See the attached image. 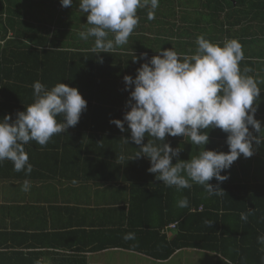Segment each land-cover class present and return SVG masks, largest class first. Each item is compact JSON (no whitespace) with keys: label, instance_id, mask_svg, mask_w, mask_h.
I'll list each match as a JSON object with an SVG mask.
<instances>
[{"label":"crops","instance_id":"1","mask_svg":"<svg viewBox=\"0 0 264 264\" xmlns=\"http://www.w3.org/2000/svg\"><path fill=\"white\" fill-rule=\"evenodd\" d=\"M234 32L235 35L227 39H236L242 45L241 71L250 69L246 74L260 82L261 92L254 102V118L264 128V36L247 34L240 38L242 32ZM152 47L156 51L160 49ZM196 47L189 52L195 53ZM172 48L188 54L175 44ZM128 50L134 52L132 47ZM156 51L154 53L159 55ZM142 63L130 60L119 72L134 78ZM113 72L117 74V71ZM124 85L113 81L110 91L99 94L103 100L121 101L120 112L116 106L112 109L108 104L93 111L87 106L74 127L54 135L46 146L35 141L26 144L25 151L32 165L30 174L15 171L9 160L0 163V231L19 237L15 250L44 253L40 257L44 264H54V260L61 259L65 262L72 259V263L66 264H215L217 258L222 259L220 255L195 247H180L168 255L169 241L178 233L184 236L198 228L207 229L204 226L207 222L201 218H187L178 220L180 225L177 222L163 225L174 198L173 208L180 211L189 206L193 197L187 192L188 188L177 190L172 186L169 191V186L148 172L151 165L147 157H134L140 146L131 141L127 123L124 132L111 123L113 119L123 120L124 113L130 110L126 102L130 99L132 86L126 91ZM249 130L253 136L259 135L251 126ZM201 131H206L209 137L205 150L228 152V133L215 127ZM148 139L152 138L146 136L143 143ZM164 143L181 149L173 158V164L177 160L187 161L203 149L182 136L166 135ZM253 146L251 157L241 154L229 169L221 173L228 176L227 180L218 182L213 178L209 181L224 193L209 195L196 183L191 187L201 188L197 192H204L203 196L214 208L218 205V197H224L222 201L228 204H232L231 195L248 197L257 206L251 214L255 234L246 233V240L259 244L257 237L264 235V140L259 145L253 142ZM88 174H94L97 180H86L83 176ZM26 180L29 188L25 191ZM183 197H187L189 203L182 208L178 201ZM190 211L198 213L202 207ZM171 224L176 227L171 229ZM245 225L247 228L248 220ZM238 226L235 215H229L224 220L223 229L229 236ZM127 233H134L135 239L125 240ZM53 254L66 256L56 258ZM258 257L250 256L251 262L258 261Z\"/></svg>","mask_w":264,"mask_h":264},{"label":"clouds","instance_id":"2","mask_svg":"<svg viewBox=\"0 0 264 264\" xmlns=\"http://www.w3.org/2000/svg\"><path fill=\"white\" fill-rule=\"evenodd\" d=\"M60 4L71 7L73 0H60ZM158 6L159 0H79V9L90 25L79 36L83 40L94 37L92 52L112 53L128 43L139 23L137 9L149 8L147 15L152 20ZM196 45L193 54H182L172 47L160 48L156 51L159 55L140 65L134 78L125 75V90L132 86L126 102L130 110L124 113L123 120L113 119L111 123L121 132L127 123L131 141L140 146L134 157H147L151 165L148 172L155 174L158 181L177 190L196 183L209 195L221 194L223 190L209 181L227 180L228 176L221 173L241 154L251 157L253 142L259 145L264 140V128L254 118L260 82L246 74L250 69L241 71L244 53L236 39L220 44L201 35L196 38ZM146 57L147 53H141L133 61ZM32 88L33 102L24 111L17 112L14 119L10 114L0 119V163L9 160L15 171H24L26 175L31 173L32 165L24 146L31 141L46 146L54 135L74 127L87 108L78 89L65 83L59 82L49 89L35 81ZM249 126L259 135L253 136ZM213 127L228 133V152L204 149L209 137L201 130ZM166 135L188 137L191 144L203 149L191 159L173 164L181 149L164 143ZM146 136L152 139L143 143ZM124 141L128 144L127 139ZM28 188L26 180L23 190ZM188 203L187 197H183L178 206L187 207ZM251 214L249 209L240 218L246 222ZM124 239H135V234L127 233ZM257 241L264 250V235L257 237Z\"/></svg>","mask_w":264,"mask_h":264},{"label":"trees","instance_id":"3","mask_svg":"<svg viewBox=\"0 0 264 264\" xmlns=\"http://www.w3.org/2000/svg\"><path fill=\"white\" fill-rule=\"evenodd\" d=\"M149 10L137 9L139 23L128 39V46L123 45L112 53L96 54L91 50L94 37L83 40L79 36L90 27L86 14L79 9V0H73L71 7H62L60 0H0V119L5 114L14 119L17 112L24 111L33 102L32 84L35 81L49 89L59 82L77 88L91 111L108 104L112 109L116 106L120 112L121 101L103 100L99 94L110 91L113 81L123 85L125 74L119 71L134 56L147 53L146 58L136 60L145 63L158 55L152 46L162 49L175 44L192 54L189 50L201 35L213 43H223L228 36L235 35L234 30L242 32L240 38L247 34L264 36V0H159L152 20L148 19ZM130 47L134 52L128 50ZM83 177L97 180L94 174ZM198 188L187 189L193 199L183 210L173 208L174 198L163 225L201 218L206 220L208 225L204 226L207 229L198 228L184 236L178 233L169 241L168 255L180 247H195L220 255L222 259L217 258L215 264H264L262 246L246 240V233L255 232L251 227V215L247 219V228L240 218L242 212L253 210L257 205L248 197L231 195L232 204L223 202L224 197H218V205L214 208L203 196L204 192H197L201 190ZM197 206H201L202 211L191 213L190 209ZM229 215H235L239 226L227 236L223 225ZM18 240V236L0 231V264H44L40 259L42 252L15 250ZM53 255L56 258L66 256ZM250 256H259L258 261L251 262ZM53 263H72V259L66 262L65 259L54 260Z\"/></svg>","mask_w":264,"mask_h":264},{"label":"built area","instance_id":"4","mask_svg":"<svg viewBox=\"0 0 264 264\" xmlns=\"http://www.w3.org/2000/svg\"><path fill=\"white\" fill-rule=\"evenodd\" d=\"M175 227H176V224H171V225H170V228H171V229H174Z\"/></svg>","mask_w":264,"mask_h":264}]
</instances>
